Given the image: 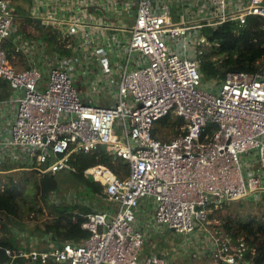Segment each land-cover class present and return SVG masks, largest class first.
<instances>
[{"label": "built area", "instance_id": "1", "mask_svg": "<svg viewBox=\"0 0 264 264\" xmlns=\"http://www.w3.org/2000/svg\"><path fill=\"white\" fill-rule=\"evenodd\" d=\"M65 1L73 4L67 18L29 19L61 27L53 34L57 39L79 41L102 64L98 39L108 32L125 34L106 39L117 62L115 103L87 104L66 68L53 67L47 77L37 67L14 68L4 46L19 15L8 0H0V80L12 92L2 104L14 105L6 136H0V176L74 172V155L101 147L126 162L130 174L119 178L104 166L86 170L85 177L103 187L101 197L116 207L91 206L82 225L88 239L22 250L12 263L25 258L39 264H169L168 254L144 248L149 233L173 229L169 235L188 238L185 243L204 231L203 256L213 264H247L243 240L234 244L221 230L207 227L209 217L227 205L263 199L264 60L254 74L227 72L205 84L201 59L211 46L205 29L232 22L242 31L250 17L264 18V0H106L126 9L134 3L130 25L94 21L83 13L103 0ZM172 1L184 8L177 19ZM104 69L112 71L110 64ZM170 114L184 121L180 134L166 142L155 139V124ZM80 199L66 195L67 202L88 206ZM51 200L58 202L55 196Z\"/></svg>", "mask_w": 264, "mask_h": 264}, {"label": "trees", "instance_id": "2", "mask_svg": "<svg viewBox=\"0 0 264 264\" xmlns=\"http://www.w3.org/2000/svg\"><path fill=\"white\" fill-rule=\"evenodd\" d=\"M204 33L211 34V46L201 59L203 81L219 80L227 72L254 74L258 71L257 63L264 60V18L250 17L242 31H238L235 23L228 22L216 30L205 29ZM8 44L11 42L8 41ZM183 125L182 119L170 114L156 123L153 136L162 142L169 141L166 138L179 135ZM70 164L75 169L70 173L78 187L86 190L87 194L89 192L94 199L101 195L103 187L87 179L86 170L104 166L119 178H126L130 174L128 164L108 154L103 147L89 154L74 155ZM10 177L3 182L4 178L0 176V264H26L28 259L25 258H17L12 263L13 257L23 248L18 237L22 231L40 238L53 235L62 244L70 241L78 244L91 236L82 225L92 209L80 203L64 202L60 197L62 191L56 174L37 175L32 172L17 180ZM53 196L58 202L51 200ZM101 201L99 210L103 208ZM234 204L226 206L225 211L229 215L221 219L223 223L217 228L232 243L236 244L239 240L246 243L249 251L245 259L249 264H264V224L252 218L244 220L241 213H233L231 207ZM217 214H212L209 219L212 220ZM28 223L34 224L32 229L28 228ZM7 251L11 255H7Z\"/></svg>", "mask_w": 264, "mask_h": 264}, {"label": "crops", "instance_id": "3", "mask_svg": "<svg viewBox=\"0 0 264 264\" xmlns=\"http://www.w3.org/2000/svg\"><path fill=\"white\" fill-rule=\"evenodd\" d=\"M125 1L129 2V0ZM189 1L193 2L197 0ZM8 2L11 8L19 15V18L14 22V33L9 40L11 44L7 42L4 46V49L10 53V61H12L11 64L14 68L17 70H26L37 67L42 70L44 77H47L49 70L53 67L66 68L71 71L73 77L77 78L80 86L85 90V92H81V94L87 104L108 107L115 103V91L117 88V75L115 72L117 71L114 70L112 64L116 65L117 62L114 60L113 54H110L106 48L108 44L106 39H108L107 35H117V32H108L107 35L103 34L101 39L97 41L98 46L105 52L103 56L105 63L102 64L97 60L94 61L90 54L87 53L88 51L86 48H82L79 45V41L72 42L70 38L63 39V36L60 34L59 36H61L63 41L60 39L62 45L60 44L58 47L59 51H57L52 45V40L58 37L53 34L56 31L58 32L59 29L61 30V27L59 28L54 23H43L41 20L33 21L29 19L31 17L53 19L58 17V15L59 17L64 16L63 18H67L70 13V4H72V2L65 0H8ZM130 2H132V0H130ZM130 8L131 9H126L123 6L119 8L113 7L110 6L106 0H103L97 3L96 6L86 7V11L83 13H88V18L94 21L101 20L106 23L115 22L117 25H130L133 23L136 14L134 3L130 5ZM76 9L79 10V7ZM171 9L173 17L177 19L184 8L173 2L171 4ZM118 35L122 38L125 34ZM44 36H48L47 39ZM52 36H54L53 39ZM72 43V48L68 49L67 45ZM63 44L64 47L62 48ZM16 48L20 49L19 53L14 52ZM64 48L66 50L63 51ZM105 64H110L112 71L107 69L105 72ZM78 67L80 68V73L76 72ZM113 72L115 74H113ZM11 95L12 92L8 84L0 80V136L3 137L6 136V122H8L9 113L14 109V105H3L2 102L9 100ZM72 193L78 198L83 200L86 199L90 209L93 204L96 205V208L101 209L100 200H103L101 201L103 203L107 202L101 195H97L95 197L96 201L94 200L92 205L89 206L88 199L82 196L83 190H81L80 193L76 191H72ZM115 207L114 204H109L108 207H103L102 210L114 209ZM209 223L211 225V222ZM49 236L54 237L53 235ZM42 239L44 244L38 249L32 245L27 247V242H22L24 244L22 250L25 252H30L32 250L44 251L54 247L55 242L57 244H62L57 240L53 242L50 239H45V237ZM31 263L32 262L29 260L26 262V264ZM48 264L56 263L50 262Z\"/></svg>", "mask_w": 264, "mask_h": 264}, {"label": "rangeland", "instance_id": "4", "mask_svg": "<svg viewBox=\"0 0 264 264\" xmlns=\"http://www.w3.org/2000/svg\"><path fill=\"white\" fill-rule=\"evenodd\" d=\"M44 37L47 39L48 36H44ZM59 44L62 45L61 40L57 38H54L52 40V45L54 46V48L57 49V51H59V48H58ZM63 47H64V44L62 48ZM64 50L66 49L64 48L63 51ZM79 71H80V68L78 67L76 72L80 73ZM213 80H205L204 83L207 84ZM74 88L78 92H85V90H83V88L80 86L77 78L74 79ZM155 128L156 126L154 127V130ZM160 131H163V130L161 129ZM171 138H173V136H168L166 140H169ZM21 176L22 175H15V177H10V178L13 180H17ZM2 178H4L2 179L3 182H6L9 180L6 175ZM56 179L58 181L60 191H62V194H60L61 195L60 197L63 198L64 202H66V195H68L70 192L76 191L80 193V191L82 190V188L78 187V184L75 182L70 172L61 171L56 174ZM82 196L83 198L88 199L89 204H90L89 206L92 205L94 200L96 201V198L95 199L92 198L89 195V192L87 194L86 190L83 191ZM108 203L110 205L113 204L111 202H108ZM108 203L104 202L102 203L103 205L101 206L104 208L108 207L109 205ZM225 210L226 208L223 211L218 212V214L215 215V217L212 220H209V222H211L212 225L210 226L208 225L207 227L208 230L212 231L211 230L212 228H215L217 231L221 230L220 228H217V226H220L223 223L221 219L223 220V218L225 219L226 216L229 215L228 211H225ZM231 211L235 214L241 213L242 214L241 216L244 220H246V218L247 219L252 218L257 221H261V223L264 224V196H263L262 201L259 204H256L253 201L252 202L245 201V202L236 203L231 207ZM27 225H29L28 228L30 229H32V227L34 226V224H30V223H28ZM22 232H19L18 237L20 241L27 242L26 243L27 247H30L32 245L38 249L44 244L42 238L37 237V236L33 237L28 233L27 235H25V233H22ZM221 235H224V234L222 233ZM190 237L191 238L189 239V241L185 243L188 240V238L186 237L183 238V237H180L174 234L169 235L167 231L165 233H162L160 231H156L154 233L151 232L147 236V243L145 245L144 250L145 252H148V253H155V254L162 253L163 255L168 254V257L170 259L169 264H212L210 258L203 256L205 255L204 251H206V248L205 247L203 248V245L201 244H203V242L206 240V233L203 231L200 233H196L195 235L190 236ZM21 245L23 247L24 244L22 243ZM187 245H189L190 247L185 248V246ZM192 246H194V249L191 248ZM173 250H177L176 254L172 252ZM191 250L193 252H191ZM193 254H195V257L193 256Z\"/></svg>", "mask_w": 264, "mask_h": 264}, {"label": "water", "instance_id": "5", "mask_svg": "<svg viewBox=\"0 0 264 264\" xmlns=\"http://www.w3.org/2000/svg\"><path fill=\"white\" fill-rule=\"evenodd\" d=\"M174 232V230L173 229H170V230H168V234H170V233H173ZM37 237H39V236H37ZM45 239H50L51 241H55V238L54 237H52V236H45ZM60 245L61 244H57L56 242L54 243V246L55 247H60ZM32 264V263H31ZM247 264H249V263H247Z\"/></svg>", "mask_w": 264, "mask_h": 264}]
</instances>
